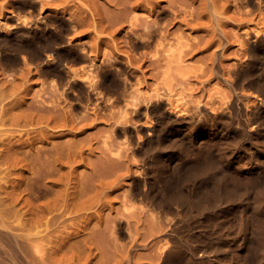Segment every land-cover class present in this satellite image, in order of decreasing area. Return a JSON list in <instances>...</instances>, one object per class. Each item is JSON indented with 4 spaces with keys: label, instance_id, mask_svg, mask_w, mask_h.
<instances>
[{
    "label": "rangeland",
    "instance_id": "obj_1",
    "mask_svg": "<svg viewBox=\"0 0 264 264\" xmlns=\"http://www.w3.org/2000/svg\"><path fill=\"white\" fill-rule=\"evenodd\" d=\"M263 3L0 0V31L15 27L17 13L28 18L31 11L39 28L47 20L56 24L67 47L68 68L25 63L20 56L13 63L7 45L15 39L0 36V228L3 223L2 231L16 233L34 264H123L128 257L131 264H163L167 248H182L183 228L170 234V223L156 219L148 199L133 198L128 186L137 183L142 191L151 182L154 192L161 190L163 176L151 162L158 154H171L170 166L175 165L180 149L187 168L197 170L176 188L198 194L211 188L213 183L202 181L206 171L200 161L212 119L224 133L214 156L221 148L247 160L252 145L239 141L234 121L237 115L241 121L248 118L245 106L253 105V97L239 101L238 113L230 106L236 101L234 87L244 84L255 91L264 81ZM168 98L177 101L167 103ZM147 102L194 122L162 130V149L143 148L145 126L155 123L139 114ZM109 156L116 168L97 174ZM141 157L151 164L147 181ZM224 181L219 179L221 185ZM230 183L239 193L221 216L230 218L231 236L218 237L225 225L213 218L189 231L195 234L190 243L208 244L219 263L230 254L217 247L224 241L237 248L242 219V185ZM259 238L264 241V234ZM0 243V264H12L11 257L18 255L12 237L0 232Z\"/></svg>",
    "mask_w": 264,
    "mask_h": 264
},
{
    "label": "bare ground",
    "instance_id": "obj_2",
    "mask_svg": "<svg viewBox=\"0 0 264 264\" xmlns=\"http://www.w3.org/2000/svg\"><path fill=\"white\" fill-rule=\"evenodd\" d=\"M26 4H28L27 1L20 3V6L23 7ZM262 7L264 9V5ZM19 14L17 13V16L15 17L16 22H13L15 25L14 28L12 27L13 29L9 28V24L6 25L7 22H3L1 25V27L6 25V27L9 28L5 29L4 31H0L1 38L4 37L7 42L8 39H15V42L13 41L7 45L9 47L8 49H10V53L12 52L9 59L12 61L10 62H15L18 56H20L25 63L28 61L35 62L36 64L42 66L50 65L51 68L58 70L61 68H68V62L66 60L65 54H63V49L67 47H63L61 45V30L58 29L59 31L56 32L57 25L53 22H47V20L44 22V25L39 28L35 23L36 20L34 21L35 15L33 16L31 11L28 13L26 12V14H28V18H26V15L24 14L22 15L25 17L19 16ZM142 43L146 44L147 42ZM261 43L264 44V39H262ZM3 54L4 53L0 50V57ZM243 86L240 88V85L239 87L237 85V87L240 88L239 90L234 87L236 101L234 103L235 105L232 104L230 107H232V110L234 108L236 113H238L237 111L239 110L240 105L239 101H242L244 98L250 99L251 96L253 97V105L245 106L248 118L246 120L244 118V121H241L239 115H237L234 121V123L236 122L239 125V129L236 131L239 141L249 140L251 142L252 146L251 150L249 148V154L247 153V160L245 159V161L241 162L244 157L243 154L239 153L233 156L232 151L231 154H228L223 151L224 149L221 148L216 150L218 158L214 156V149L219 145V141L223 138L224 133H220L218 124L214 122V119H210L212 121L209 125L211 133L209 134V138L203 140L205 145H201L204 147L205 152L203 153L200 163L202 162V167L204 171H206V175L202 178V181L206 182L205 180H207L208 183H213L211 188L200 194L194 192L193 188H191L190 193H185L181 188H176L179 182L187 180L191 176L196 175L195 171L197 170V167L187 168L186 163L188 160L182 156L183 151L180 149L179 151L175 152L174 155L176 157L175 161L177 162L175 165L170 166V158L172 157L171 154H158L154 157L156 160L151 162V164L157 167V170L155 171L159 172L163 176L161 190L154 192L151 182L147 183V188L143 189L142 191L139 189L137 183H133L131 186H128L133 198L139 197V199L142 200H145V198L148 199L145 202L146 206L148 207V211L154 213L153 215L156 219L166 220L168 223H170L171 229L168 231L170 234L176 235L178 234L177 229L180 227L183 228L182 231L184 233L183 235L180 234L181 236H179V239L182 243V248H180V250H177V246H171L167 248L162 261L163 264H264V241L260 240L261 238H259V234H264V131H262L263 129L261 128L262 120L260 116L261 113L264 115V81L262 84L258 85L257 89L254 87L256 89H254L255 91L244 89ZM250 86L251 85H249L248 88H250ZM182 96L183 95L179 97ZM172 98L174 99L173 96ZM172 98H168L167 103H171V101H177L172 100ZM178 101L180 100L178 99ZM139 114L144 115L147 121H155L154 125L145 126V137L141 143L143 148L146 145L154 144L156 149H162V144L165 141V139L161 136L162 130L167 131L169 127L173 126L176 127L175 129H178L180 128L179 126L185 125V122H189L190 125L194 122L192 117L189 119H183L181 116H179V114L177 115L171 110L163 109L157 102H150V104L147 102L143 106V109L139 110ZM249 125H251L250 128H248ZM115 161L116 160L113 159V157L109 156L98 167V170L95 171L97 174H107V172L109 173L116 168ZM140 161V168H142L143 172V180L147 181L150 168L149 166L151 164L147 163L144 157H141ZM41 167L42 169L39 170H43L44 166L42 165ZM228 168L232 170L238 169L239 173L237 175H228ZM131 178L133 181H137L136 178ZM220 178H224L225 180L223 185H221L219 182ZM227 179L233 185H242L243 192L240 199L242 219L241 223H239L241 226L238 239L235 237V239L238 241V243L236 242L237 248L234 247L233 249V246L231 247V245H233L231 244L232 242H228L227 244V242L224 241H222V243L217 247L216 250L223 253L224 256L228 253L230 254L229 258L226 256L221 261V263H219L217 262V256L210 254L208 244L190 243V237L194 236L195 234H191L189 231L195 227H198L205 221L209 222V220L213 218L217 219L218 223L221 225H225L223 231L219 232L218 237H228V235L231 236L230 234L232 228L231 226H226L229 224L230 218L222 217L221 215L227 209V201L230 200V197L239 192L236 188H230L228 186L229 182H227ZM194 184L195 182L192 183L193 186ZM249 186L253 187L252 192L248 190ZM249 210L250 212H248ZM252 222L256 224L254 228L250 226V223ZM2 225L6 227L5 224L2 223L1 228H3ZM1 228L0 232H6V234H9L18 249V255L12 256L10 262L12 264H34L32 258L28 256V253L25 249L26 244L21 243L16 233H13L8 229L2 231L3 229ZM236 228L237 227H235V229ZM29 234L31 233H28L27 235ZM234 234L236 235V233ZM29 236L28 239L30 240ZM235 239L232 240L235 242ZM254 240L258 241L254 242ZM34 241L32 240V247H34V251L42 256V250L40 249L39 245L34 244ZM0 246L2 247V245ZM134 246L137 247L138 245L134 244ZM131 263L132 260L130 257H128L123 262V264Z\"/></svg>",
    "mask_w": 264,
    "mask_h": 264
}]
</instances>
